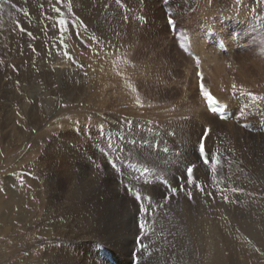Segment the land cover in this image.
Masks as SVG:
<instances>
[{
    "label": "bare ground",
    "instance_id": "obj_1",
    "mask_svg": "<svg viewBox=\"0 0 264 264\" xmlns=\"http://www.w3.org/2000/svg\"><path fill=\"white\" fill-rule=\"evenodd\" d=\"M137 1L125 0L124 2L129 7L137 6L138 8L142 2L144 5L148 0ZM149 1L153 3V0ZM237 1L217 0L219 6L215 3L216 1H213L204 12L213 15L216 7L232 10ZM239 1L241 2L239 13L241 14L244 9L248 11L249 8L247 7L251 0ZM182 4L179 0L162 2V6L179 7ZM114 5V0L113 2L107 0L104 18V52L102 54L103 79L101 78L99 81L103 80V82H97L102 84V88H100L102 94H100V91H98L99 94H96L97 91H93L96 89L94 86H97L96 81L91 78V71H88L82 62L54 59L53 61L57 65L67 66V68L64 66L65 69L63 70H53L54 68L50 70L52 73H58V75L52 74L53 77L57 76L59 78L58 82L67 84L72 81V75L75 77L80 73V75L87 78V80H84L85 82L89 78L93 79L96 85L90 80L93 87L91 86L92 83L88 86L93 94L88 95L84 91L80 95L76 93L73 97L80 106H75L72 111L66 112L65 110L64 113H55L53 118V113L49 116H47V113L61 97L59 98V96L52 93L48 86L51 82L48 81L45 84V89L49 90L46 98H41L43 107L40 105V111H38V108L37 110L31 108L28 105L29 103L26 104L24 101L23 105L20 104L22 106L21 113H12L11 116L15 117L13 121L12 118H9V121L5 123L6 132L8 133H12L11 130L17 129L18 132L23 134L28 126L38 130L43 126L42 130L44 129V131H41L42 133L45 134L46 131L52 133H49L48 137L45 136L44 145L40 147L35 161L32 160L27 167L24 166L26 168L24 170L31 169L30 171L35 172L34 178L30 175H27V177L34 180L35 183L38 181L37 205L32 202L29 205L26 203L30 192L26 191L27 194H25L24 191L21 198L15 199L9 193L11 190L5 189V198L0 196V223L7 222L11 224L19 217L22 220V217H25H21L22 212L27 213L29 211L27 209H31L32 205L37 207L39 219L42 223L37 235L43 242L39 249L37 264H131V257L132 263L134 258L137 259L136 264H264V181L262 185L261 176L259 178L255 176L256 169L253 170V176V174L250 175L247 172L246 166L239 168V163L245 164L247 156L244 158L242 154L236 156L235 153L219 155L225 147L220 137H225L226 131H230L238 138L239 142L237 141V144H239L240 149L247 150L249 148L258 160L263 154L264 86L261 87L259 81L264 82V30L260 31L259 28L251 27L254 30L252 35L254 41L252 43L249 41L251 45L247 52L241 55L237 53L240 59L237 61L238 57H235L228 70L226 69L227 62L218 60V53L229 56L230 51L233 52L238 48L232 47L233 43L230 39L226 38L221 32L219 33L216 27L210 25V28L203 32L201 39L198 40L197 37H194L190 41L192 47L197 51L192 54V57L197 64H200L198 67L201 69L202 75L200 73V75L196 74L200 77V81H203L204 87L211 89L209 93L216 98L224 109L222 112L212 111L208 107L206 99L203 98L202 100L201 98L202 107L198 111L190 110L191 112L187 113L192 114L194 119L189 118L186 120L188 116L182 111L168 114L160 113L158 110L155 112L146 109L148 104L157 102L158 98L149 85H145L143 88L140 86L144 81L143 74L146 70L149 71L148 77L152 76L153 64L149 61L136 60V53L138 57H141V53L137 50L131 52L127 57V53L122 48H115L113 39L119 35L120 30L124 29L122 27L124 19L120 12L117 17L110 12L111 6ZM121 5H123L122 1ZM252 7L257 16L260 17L261 23H264V1L255 0ZM98 13L96 14L98 15ZM230 13L232 15V12ZM235 14L233 12V15ZM66 15H64L65 20ZM120 18H122V21H120ZM75 23L72 26H75ZM88 24L92 26L91 23ZM28 28L30 29V27ZM208 32L211 35H207ZM91 34L94 33L91 32ZM8 35L10 36V34ZM218 40L224 42L226 50L223 51L218 48ZM30 42L33 41L30 40ZM20 43L22 42L20 41ZM92 49L94 48L92 47ZM95 49H98V45ZM100 51L98 52L101 53ZM95 55L97 54L95 53L92 57ZM95 57L94 59L97 58ZM230 57L233 58V55ZM248 58H252V61ZM99 62V65H102L101 60ZM140 64H145L146 70L143 67L141 68ZM207 65H212L211 68H214L216 73L211 74L212 81H215L219 87L226 90L228 94L233 95V92H235V96H242L250 101V103H244L240 109L238 108L236 113L231 111L230 120L227 116L232 102L226 95L219 93L220 91L215 86H212V84L209 86L208 80H206L208 78L206 75ZM195 66L194 73L198 69L197 65ZM42 67L45 68L44 70L51 69L47 65ZM88 68L90 69V67ZM140 68L144 69L143 73ZM60 72L63 74H59ZM84 72L88 73V77ZM64 75L68 77V81L66 76L63 78ZM126 76H128V79H126ZM53 83L55 84L56 80ZM234 85L235 91L230 92ZM15 86L17 87V85ZM250 87L256 88L253 91L259 92L258 96L253 97L252 94L246 93V88ZM122 89H126V91ZM97 90H99V87ZM15 93L18 94V92ZM59 94L61 95V93ZM75 99L73 100L70 97L69 100H60L69 106L70 101L75 103ZM81 99L82 101L79 103L78 100ZM122 105H125V111L124 109L123 111L122 109L119 110ZM144 108L145 110H142ZM191 108L193 109L192 106ZM225 113L227 114L225 115ZM45 116L48 121L44 119ZM239 117H243V121L247 122L246 130L236 124ZM205 126L211 127L212 136L217 139L215 142L208 139L205 141L206 152L216 158L215 165L211 160L205 165L200 159V134L197 135L194 130H201ZM13 136L12 134L9 136V141ZM102 138L104 139L102 140ZM83 140L90 141L94 145L86 147L80 143ZM173 144L175 145L174 148L172 147ZM174 149L178 150L176 157ZM190 164L196 165L193 170V178L196 184L202 186L203 191L195 187V184L188 183L186 167ZM176 167H178V171L173 173L172 170ZM257 167L260 172L259 166ZM28 173L30 172L28 171ZM27 181L26 179V181L17 182L18 188L16 189L19 191L25 190L23 186H26ZM182 186L184 187L183 191L180 190ZM173 188L177 189L175 194L171 191ZM189 192H191V198H189ZM136 193H140L142 197H150L152 205L155 206L149 207L148 199L136 200ZM250 196L257 204H254L251 210L247 209L244 204ZM241 199L243 202L237 207ZM225 201L228 205L222 207L220 203ZM25 203L28 207L24 205ZM140 204L146 206V212L143 214L139 212ZM19 205L18 215H11ZM251 213H254L253 216H251ZM12 216L15 217L11 218ZM141 218L146 221L144 233H147L149 229L153 230L149 235L151 243L147 242L148 237L146 234H141L139 229ZM137 237H141L142 241ZM147 243L150 244L147 246ZM141 245L144 247H141ZM226 245H229L230 248H227ZM127 256H129V262H127Z\"/></svg>",
    "mask_w": 264,
    "mask_h": 264
},
{
    "label": "rangeland",
    "instance_id": "obj_2",
    "mask_svg": "<svg viewBox=\"0 0 264 264\" xmlns=\"http://www.w3.org/2000/svg\"><path fill=\"white\" fill-rule=\"evenodd\" d=\"M114 1H115V5L111 6L112 8L110 9V12L113 14V16L115 15V17H117V15H119V12H120V14H122V17L124 19V21H123L124 24L122 27H124V29H125V30L124 29L120 30L119 31L120 33L118 32L119 35H117V37L114 38L115 40L113 39V44H115L114 45L115 48H118V49L122 48V50H124L127 53V57L129 56V54L131 52H133L134 50H137L141 53V57H138V55L136 53V56H137L136 60H142L143 62L149 61V62H152V64H153L152 65L153 74L151 77H148L149 71L146 70V65L140 64L141 68L143 67L146 70V72L143 74L145 77L144 81L140 86H142V88H143V87H145V85H149L151 88H153L152 91H154L155 94L158 96L157 102H153V103L148 104L147 105L148 108H146V109H151V111H155V112H156V110H158L160 113L164 112V113H168V114H172V113L175 114L177 111H182V113H186V116H188V118L186 120H188L189 118L194 119L192 114H187V113H190L193 110L198 111L199 108L202 107V100L204 98L201 94L200 86H199V85H201V83H203V81L201 82L200 77L197 75L198 73L201 74V69H199V67H198V65H200V64H197L196 60L192 57V54H195V52H197V51L195 50V48L192 47V44H190V41H192L194 37H197L198 40L201 39L203 37V32L206 29L210 28L209 27L210 25L216 27L217 31L219 33L221 32V34L225 35L226 38L230 39V41L233 43L232 47L238 48V50L235 49L233 52L230 51L229 56H226V55L224 56L223 54L218 53L219 54L218 60L220 62L226 61L227 62L226 69L228 70V69H230L229 67H231V62H233L234 58L238 57L237 58V61H238V59H240L239 54L241 55L242 53L247 52L249 46L254 41V40H252V35L254 33L253 32L254 30H252L251 27L259 28L260 31L264 30V27H263L264 23L263 22L261 23V21L259 20L260 17L257 16V13L253 9V7L251 8V6L253 5L255 0H251V2L249 3V5L247 7V8H249V10H248L249 12L246 11L245 9L243 11H241L242 16L239 13L240 12L239 5L241 3L239 0L237 1L238 3L235 2V5L232 8V10H235V11H232L230 8H229V10H231V11H229L228 9L226 10L224 8L216 7L214 9L216 11V13H215V11H213V15L205 13L204 10L206 11L208 9V7H210L211 2H213V1L214 2L216 1L215 3L217 4V6H219L220 4L217 3V0H194V1L193 0H189V1L188 0H179L180 3L181 2L183 3L182 5H179V7L178 6H176V7L170 6V5L162 6V2L166 3V1L168 2L169 0H153V3H150V1L148 0V1H146V3L144 5L142 2V4L138 6V8H137V6L129 7V6L125 5V2H124L125 0L124 1L123 0H114ZM121 1L123 2V5H121ZM77 2H78V4H77ZM112 2H113V0H112ZM117 2L119 3L118 5H117ZM75 6H77V7H75ZM106 7H107V0H104V1L103 0H76V1L75 0H59V1L58 0H49V2H48V0H0V48H1L0 49V59H1L0 60V72L2 71L0 73V196L2 198L3 197L5 198L6 190H8V189L11 190L9 193L12 194L15 199L21 198V196H22L21 194L24 191H25L24 193L27 194L26 193V191H27L28 193L29 192L30 193H29V198L27 200L29 203L27 201H26V203L29 205L32 202V203H35L37 205L38 181H36V183H35L34 180L29 179L27 177V175H30L32 178H34L35 172L34 171L32 172V171H30L31 169H29L28 171L30 173H28V171L24 170V168L27 167V165L32 160L35 161L36 156L39 153L40 147H42L44 145L43 141L45 140L46 137H48L49 133H52L49 131H46L45 134L42 133L44 131V129L42 130L43 126L39 130L35 129V128L33 129L30 126H28L27 127L28 129L26 128V131L23 134L21 132H18L17 129H14V131L11 130L12 133H8V132H6L7 128H5V123L9 121V118H12V121L15 118V117H12L11 114L12 113H17V114L21 113V110H22L21 105H23L24 101L26 104L29 103L28 105H30L31 108H33L35 110H37V108H38V111H40V105L43 107V104L41 103V101H42L41 98H46L47 91L49 89H51L53 94H55L56 96H59V98L61 97L60 98L61 100H63V99L69 100L70 97L74 100L75 97H73V96H75L76 93H79V95H80L81 93H83L82 91L86 92L85 94L88 93V95H92L93 91H97L96 94H99L98 91H100V94H102V89H100V88H102V84H98V83L103 82V80L101 82H99V81L101 80V78L103 79L102 54L104 52L103 51L104 24H105L104 18H105ZM204 7H206V8H204ZM56 9H59V11H57ZM69 9H72V10L69 11ZM71 11H72V14H71ZM98 11H99V13H98ZM77 12L78 13L80 12V13L78 14ZM114 12H116V13H114ZM230 12H232V15ZM233 12H234V14L235 13L236 14L233 15ZM96 13H98V15ZM65 14H67L66 20H65V16H64ZM74 14H75V16H74ZM245 14H248V15L245 16ZM169 16L172 17V19L175 21V23L168 24ZM239 16H240V18L241 17L242 18L241 19L238 18ZM63 18H64V20H62ZM73 18H75V19H73ZM177 18H178V20H177ZM76 19L78 20V22ZM234 19H235V21H234ZM93 20H94V22H93ZM40 21H41V23H39ZM67 21H69V22H67ZM120 21H122V18H120ZM238 21H240V22H238ZM23 22L25 23L24 24L25 26L23 25ZM29 23H31V24H29ZM74 23L76 25L72 26V25H74ZM88 23H91L92 26H90V24H88ZM38 24L39 25L42 24V25L39 26ZM94 24H96V25H94ZM27 25H30V26H27ZM79 26H80V28H79ZM28 27H30V29ZM86 27L87 28L89 27V28L87 29ZM17 28H19V29H17ZM90 28H91V30H90ZM23 30H25V31H23ZM27 30L29 33L27 32ZM34 30H36V31H34ZM213 30H215V29L213 28ZM89 31L93 32L94 34H91V32H89ZM100 31H101V33H100ZM242 31H243V33H242ZM22 33L24 36L22 35ZM8 34H10V36ZM38 34H40V35H38ZM29 35H31V36H29ZM26 36H27V38H26ZM21 38L23 41L21 40ZM101 39H103V40H101ZM12 40H13V42H12ZM30 40H32L33 42L31 43ZM52 40H53V42H52ZM20 41L22 43H20ZM72 41H73V43H72ZM81 41H82L83 45L81 44ZM27 43H29V44L26 45ZM93 44L94 45L96 44V46H94ZM116 44L119 46H117ZM88 45H91V46L89 47ZM97 45H98L99 50L95 49L97 47ZM92 47L94 49H92ZM213 47L215 48V46H213ZM72 48H73V50H72ZM127 48H128V50H127ZM5 49H6V51H5ZM24 49H26V50H24ZM3 50H4V52H3ZM15 51H16V53H15ZM98 51H100L101 53H99ZM92 52H93V54H92ZM95 53L97 54V55H95L97 58L94 56L96 59H94V57H92ZM237 53H239V54L237 55ZM98 55H100V56H98ZM231 55H233V58L230 57ZM63 56H65V57H63ZM54 59L67 60V61H72V62H74L76 60L79 63L82 62V64L85 66V68H87L88 71H91L92 76L91 75L90 76H91V78L94 79V81H96L95 83L97 84V86H94V88H96V89H94L93 91L89 90L90 88H88V86L92 83V82L90 83V80L93 81V79L89 78L88 81L85 82L84 80H87V78L80 75V73L77 74L75 77L72 75V77H71L72 81H69L67 84L63 83V82H58L59 78H57V76L53 77V75H58V73H55V72L52 73L50 70H52L53 68H54L53 70H56V69L63 70V69H65L64 66H66V65H62V64L57 65L56 63H54V61H53ZM251 59L252 58H248V60H251ZM100 60H101L102 65H99ZM205 62L207 63V61H205ZM43 65H47L51 69L44 70L45 68L42 67ZM95 65L98 67H96ZM195 65H197L198 69L195 70L197 72L194 73V69H196ZM2 66H4L5 69ZM88 67H90V69ZM211 67H212V65L206 66V71H207L206 75L208 77V78H206V80H208L209 86H211V84H212V86H215L217 88V90L220 91L219 93L226 95L231 100L232 106H231V109L229 108L228 116H227V118L230 120L231 119L230 113H232V112L236 113L238 111V108L240 109L244 103H250V101L245 97L235 96V92H233V89L230 90V92H233V95L228 94V92L226 90H224L223 88L219 87L217 85V83H215V81H212L211 74L212 73L215 74L216 72H214V68H211ZM8 68H10V69H8ZM66 68H67V66H66ZM91 68H93V69L91 70ZM141 68H140V71L142 72L144 69L142 70ZM46 71H49V72H46ZM209 71H211V72H209ZM41 72H42V74H41ZM123 72H125V71H123ZM59 74H63V73L60 72ZM84 74L88 77L87 72H84ZM125 75H126V73L124 74V76ZM23 76H24V78H23ZM48 76H49V78H48ZM65 76L66 75H64L63 78H65ZM124 76H123V78H125ZM50 77H52V78H50ZM25 78H27V79H25ZM67 78L68 77L66 76V80H67ZM126 79H128V76H126ZM198 79H199V81H198ZM55 80H56V83L54 84L53 82ZM48 81H50L52 84L49 83V85H48L49 89L46 90L45 84ZM94 81H93V83H94ZM35 82H36V84H35ZM9 83H10V85H9ZM93 83L91 84V86L93 85ZM95 83H94V85H96ZM15 85H17V87ZM259 85L261 87L264 86V82L259 81ZM98 87H99V90H97ZM16 88H17V90H16ZM204 88L206 90H208L209 92L211 90V89H209V87H204ZM251 88L252 87L246 88V93L252 94L253 97H255L256 95L258 96L259 92L253 91V89L255 90L256 88H252V89ZM72 89H73V91H72ZM122 90L126 91V89H122ZM15 92H18V94ZM59 93H61V95ZM67 96H68V98H67ZM53 97H55V96H53ZM201 98H202V100H201ZM60 99H58V102H56L57 103L56 105H53L52 108L49 109L50 112L47 113V116H49V114L53 113V118H54L55 113H64L65 110H66V112L72 111L75 106L76 107L80 106L77 104L76 99L74 101L75 103H73V101H70L69 106L67 104L63 103ZM78 101H80L79 103H81L82 99L78 100ZM186 105H187V107H186ZM191 106L193 107V109L191 108ZM5 107H7V108H5ZM120 109H122V111L124 109V111H125V105H122L121 107H119V110ZM139 110H141V109H139ZM142 110H145V108ZM7 112H8V114H7ZM44 119L46 121H48V118L46 116ZM243 120H244L243 117H239L237 120L238 122H236V124L238 126H242L243 129L246 130L247 129V122L246 121L244 122ZM205 127H207V126H205ZM205 127H203V128H205ZM207 128L211 129V127H207ZM202 129L197 130V131L195 129L194 133H196L197 135L200 134L199 136L201 137V136H203ZM34 130H35V132H34ZM9 134L10 135L12 134L15 136V137L14 136L11 137L12 138V139H10L11 141H9V136H10ZM18 136L20 139L18 138ZM103 139L104 138H102V140ZM206 139H208L210 141L213 140V142L217 141V139L213 138V136H212V129H211L208 137L205 138L204 143H205ZM220 139L223 141V145H225L226 148L223 147V150H222L223 152H221V154H219V155L223 156L224 153L225 154H227V153L234 154L235 153L236 156L242 154L244 158L246 156L248 158L250 157L251 158L250 160L247 157L245 158L246 159L245 164L239 163V168H243L244 166H246L247 172H249L250 175L253 174L255 169H256V171H255L256 175L255 176L258 178L261 176L260 180H261V183L263 185L264 175L262 176V174H264V168H263L264 167V151H263V154L261 155V158H259V160H258V158H255L254 154L252 152H250L249 148L246 150L244 148L240 149L238 147L239 144H237V143L239 142V140L230 131H226L225 137H222V138L220 137ZM227 141H228V143H227ZM224 142H226L228 145L230 143V145L228 146ZM80 143H82V145H85L86 147H92V145H94L90 141L86 142V140H83ZM231 145H232V147H230ZM174 146L175 145L173 144L172 147L174 148ZM174 152H175V157H176L178 150L174 149ZM28 160H30V161H28ZM249 161H251V162H249ZM251 163H253V164H251ZM261 163H263V164H261ZM256 165L259 166L260 172H259L258 167ZM21 168H22V170H21ZM217 169H218V167H217ZM177 171H178V167H176L175 169L172 170L173 173H175ZM18 174H19V176H18ZM253 176H254V174H253ZM26 179L28 180L27 184H26V186H23V187H25L24 188L25 190L19 191L18 189H16V188H18L16 183L17 182L20 183L21 180L26 181ZM8 185H10V186H8ZM30 185H32V186H30ZM242 202H243V200L241 199V202L239 203V205L237 207H239ZM26 203L24 205L26 207H28ZM244 204H245V207L249 210H251L253 208L254 204L257 205L254 202L253 197H251V196L246 200V202ZM220 205L222 207H226L228 205V203L225 201V202L220 203ZM19 207H20V205L18 207H16L15 210L13 209L14 211L12 212L11 215L15 214V216H17L18 215L17 210L19 209ZM33 207L34 206L32 205L31 209H27V210H29V211H27V213L22 212L21 217L25 216L24 218L22 217V220H20V217H19V219L16 218V220H14V222H12L11 224H9L7 222H4L3 224L0 223V264H37L36 261L38 259L39 249L41 248L42 243H43L41 241L40 237L37 235V233L39 232L40 225L42 223L39 219V211H38L37 207L36 206L34 208ZM253 214L254 213H251V216H253ZM15 216H12L11 218H14ZM152 231L153 230L149 229L147 231V233H145L146 236L148 237L147 242H150V243H151V238L149 235H151L150 233H152ZM137 238H140V241H142L141 237H137ZM150 243H147V246ZM226 246H227V248H230L229 245H226ZM128 258H129V256H127V259ZM127 262H129V259L127 260ZM136 262H137V259L134 258L133 263H132V257L130 258L131 264H136Z\"/></svg>",
    "mask_w": 264,
    "mask_h": 264
},
{
    "label": "snow or ice",
    "instance_id": "obj_3",
    "mask_svg": "<svg viewBox=\"0 0 264 264\" xmlns=\"http://www.w3.org/2000/svg\"><path fill=\"white\" fill-rule=\"evenodd\" d=\"M56 10L59 11V9H56ZM173 23H175V21L172 19L171 16H169V18H168V24H173ZM198 75H200V74L198 73ZM233 90L235 91V85L233 86ZM200 91H201L202 96L206 99L207 104H208L210 107L214 106V107H212V110H213V111H216V110L223 111V108H221V107L219 106V103H218V101L216 100V98H215L214 96H212V95L209 93V91L206 90V89L204 88L203 83H201V85H200ZM202 131H203V136L200 137V143H199L200 159L203 161V163H204L205 165H207V164L209 163L210 160H211L212 163L215 165V163L217 162V161H216V158H215L214 156H212L210 153L206 152V149H205V143H204V140H205V138L208 137V135H209L211 129L205 127V128L202 129ZM195 167H196V165H194V164H190V165H188V166L186 167V174H187V178H188V183H189V184H195V187H197V188H199L201 191H203L204 189L202 188V186L199 185V184H196V183H195V180H194V178H193V170H194ZM146 171H147V170H146ZM180 190L183 191V190H184V187L182 186ZM234 190H235V189H234ZM171 191H172L173 194H175V192L177 191V189L173 188V189H171ZM188 195H189V198H191V192H189ZM135 199H136V200L148 199V201H149L148 206H149V207H154V206H155V205H152V203H151V198H150V197H142L140 193H136V194H135ZM139 212H140L141 214H143V213L146 212V206H145L144 204H140V205H139ZM145 228H146V221H145V219L141 218V219L139 220V229H140V231H141V234H145V233H144V229H145ZM141 247H144V246L141 245Z\"/></svg>",
    "mask_w": 264,
    "mask_h": 264
}]
</instances>
